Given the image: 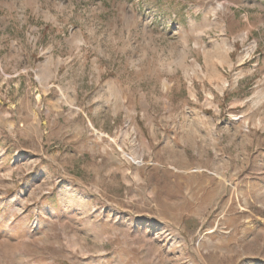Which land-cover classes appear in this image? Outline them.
<instances>
[{
    "label": "rangeland",
    "instance_id": "obj_1",
    "mask_svg": "<svg viewBox=\"0 0 264 264\" xmlns=\"http://www.w3.org/2000/svg\"><path fill=\"white\" fill-rule=\"evenodd\" d=\"M0 264H264V0H0Z\"/></svg>",
    "mask_w": 264,
    "mask_h": 264
},
{
    "label": "bare ground",
    "instance_id": "obj_2",
    "mask_svg": "<svg viewBox=\"0 0 264 264\" xmlns=\"http://www.w3.org/2000/svg\"><path fill=\"white\" fill-rule=\"evenodd\" d=\"M254 47H255V46H253V48H252V49H254ZM166 85H167V84H166Z\"/></svg>",
    "mask_w": 264,
    "mask_h": 264
}]
</instances>
